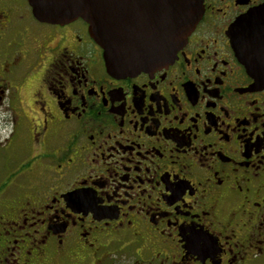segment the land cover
<instances>
[{
    "label": "flooded vegetation",
    "instance_id": "1",
    "mask_svg": "<svg viewBox=\"0 0 264 264\" xmlns=\"http://www.w3.org/2000/svg\"><path fill=\"white\" fill-rule=\"evenodd\" d=\"M174 62L107 71L82 20L0 0V264H264V87L203 0Z\"/></svg>",
    "mask_w": 264,
    "mask_h": 264
},
{
    "label": "water",
    "instance_id": "2",
    "mask_svg": "<svg viewBox=\"0 0 264 264\" xmlns=\"http://www.w3.org/2000/svg\"><path fill=\"white\" fill-rule=\"evenodd\" d=\"M40 22L82 20L103 50L109 74L127 77L174 62L204 12L203 0H28ZM233 47L264 87V6L238 20Z\"/></svg>",
    "mask_w": 264,
    "mask_h": 264
},
{
    "label": "rangeland",
    "instance_id": "3",
    "mask_svg": "<svg viewBox=\"0 0 264 264\" xmlns=\"http://www.w3.org/2000/svg\"><path fill=\"white\" fill-rule=\"evenodd\" d=\"M6 121H10V118H4V119L0 120V128L1 127H4V125H8V123ZM8 126H11V123L10 122H9V125Z\"/></svg>",
    "mask_w": 264,
    "mask_h": 264
}]
</instances>
